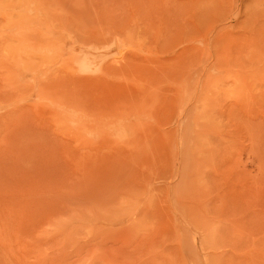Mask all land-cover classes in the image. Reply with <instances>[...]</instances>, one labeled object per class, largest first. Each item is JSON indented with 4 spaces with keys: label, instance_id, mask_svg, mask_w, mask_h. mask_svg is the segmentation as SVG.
Here are the masks:
<instances>
[{
    "label": "rangeland",
    "instance_id": "1",
    "mask_svg": "<svg viewBox=\"0 0 264 264\" xmlns=\"http://www.w3.org/2000/svg\"><path fill=\"white\" fill-rule=\"evenodd\" d=\"M0 264H264V0H0Z\"/></svg>",
    "mask_w": 264,
    "mask_h": 264
},
{
    "label": "bare ground",
    "instance_id": "2",
    "mask_svg": "<svg viewBox=\"0 0 264 264\" xmlns=\"http://www.w3.org/2000/svg\"><path fill=\"white\" fill-rule=\"evenodd\" d=\"M121 18H122V17H121ZM119 44H120V43H119ZM116 47H117V45H116ZM116 51H117V50H116ZM118 51H119V49H118ZM118 51H117V52H118ZM105 52H106V51H105ZM105 54H107V53H105ZM108 54H109V53H108ZM118 55H119V54H118ZM113 59H114V57H113ZM114 61H115V60H114ZM117 61H119V60H117V58H116V62H117Z\"/></svg>",
    "mask_w": 264,
    "mask_h": 264
}]
</instances>
